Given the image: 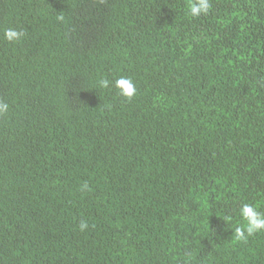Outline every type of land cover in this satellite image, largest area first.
<instances>
[{
  "label": "trees",
  "instance_id": "trees-1",
  "mask_svg": "<svg viewBox=\"0 0 264 264\" xmlns=\"http://www.w3.org/2000/svg\"><path fill=\"white\" fill-rule=\"evenodd\" d=\"M190 2L0 0V264H264V0Z\"/></svg>",
  "mask_w": 264,
  "mask_h": 264
},
{
  "label": "clouds",
  "instance_id": "clouds-1",
  "mask_svg": "<svg viewBox=\"0 0 264 264\" xmlns=\"http://www.w3.org/2000/svg\"><path fill=\"white\" fill-rule=\"evenodd\" d=\"M211 9L210 0H191L188 5L187 14L193 18H199L200 16H206ZM4 38L10 42L15 43L21 40L25 35L23 30H17L15 28H8L4 30ZM99 85L102 88L109 86L114 87L118 94L125 99L131 100L136 95V85L130 78L120 77L115 79L114 82H110L106 79H101ZM8 105L6 103H0V114L7 112ZM239 216L244 221L243 225L235 228L234 235L238 240H246L248 237L253 236L256 233L264 232V213L257 210V208L251 203H242L239 208ZM230 216L224 217V223L231 221ZM88 228L86 220H81L80 229L84 231Z\"/></svg>",
  "mask_w": 264,
  "mask_h": 264
}]
</instances>
